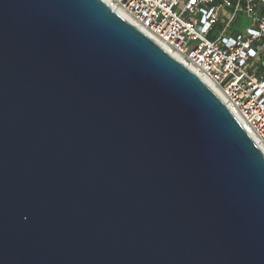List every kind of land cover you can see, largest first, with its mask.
Returning <instances> with one entry per match:
<instances>
[{
    "label": "water",
    "instance_id": "95a60500",
    "mask_svg": "<svg viewBox=\"0 0 264 264\" xmlns=\"http://www.w3.org/2000/svg\"><path fill=\"white\" fill-rule=\"evenodd\" d=\"M0 264H264V152L105 0H0Z\"/></svg>",
    "mask_w": 264,
    "mask_h": 264
},
{
    "label": "built area",
    "instance_id": "2783aa9c",
    "mask_svg": "<svg viewBox=\"0 0 264 264\" xmlns=\"http://www.w3.org/2000/svg\"><path fill=\"white\" fill-rule=\"evenodd\" d=\"M210 83L264 152V0H108Z\"/></svg>",
    "mask_w": 264,
    "mask_h": 264
},
{
    "label": "bare ground",
    "instance_id": "6f19581e",
    "mask_svg": "<svg viewBox=\"0 0 264 264\" xmlns=\"http://www.w3.org/2000/svg\"><path fill=\"white\" fill-rule=\"evenodd\" d=\"M106 2H108V0H105ZM178 59V58H177ZM208 85L213 89V90H215L214 88H213V86L210 84V83H208Z\"/></svg>",
    "mask_w": 264,
    "mask_h": 264
}]
</instances>
